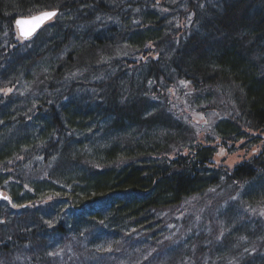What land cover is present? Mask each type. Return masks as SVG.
<instances>
[{"label": "trees", "instance_id": "1", "mask_svg": "<svg viewBox=\"0 0 264 264\" xmlns=\"http://www.w3.org/2000/svg\"><path fill=\"white\" fill-rule=\"evenodd\" d=\"M242 140L264 144V0H0V264H264V147L215 157Z\"/></svg>", "mask_w": 264, "mask_h": 264}, {"label": "rangeland", "instance_id": "2", "mask_svg": "<svg viewBox=\"0 0 264 264\" xmlns=\"http://www.w3.org/2000/svg\"><path fill=\"white\" fill-rule=\"evenodd\" d=\"M154 54H155V56H157L156 53H154ZM148 55H150V54H148ZM186 111L188 112V110H186ZM191 115H193L195 117L193 120L197 121L196 125L198 127H197V129L195 128V130H197V136L198 137L200 136V139L204 138L205 136H204L203 131H206L204 129H206L207 126L203 125V123L208 120L209 116H207L206 112H204V113L201 112V113H199L197 115L196 114H191ZM192 131H193V129H192ZM242 142H244V141L242 140V141L236 143L235 145H231V147L230 146L221 147L220 150L218 151V153L215 156L217 164H222L223 163V164H226L228 167L232 168L235 164L241 162L242 160L252 157L253 154L260 153L263 150V147H264L263 146L264 144L259 143V144L255 145V146H253V148L247 149L246 146L242 145ZM186 206H187V204H186ZM16 208H17V213L19 215L24 213V210H22L20 206L16 205ZM191 210H194V209L190 208L189 209V213H190ZM161 215L168 216V212L167 211H165V212L162 211ZM167 225H168V228L170 227L175 232H177V228H174V225H172L171 223H169ZM171 231L172 230H170L169 233ZM172 235H173V233L169 235L168 240L170 239V237ZM143 239H144V237L142 235L136 233V234H134L133 237L132 236L126 237L123 240V242L124 243H128L130 245L131 244L134 245L133 249H134L135 253H137V252L140 251V247L139 246H141V243L143 242ZM180 243H181V238H180V240H169L167 244H161L160 248H162V249L159 250L157 255L158 256L159 255L162 256L166 260L167 258L164 257V253H165L164 249L166 250V248H167L169 250L170 248H174L175 244H180ZM82 244H83V246H85V245L87 246L86 242H83ZM76 258L78 260V264H87V257L82 258V260L80 258H78V257H76ZM111 259H112V264H118V261L116 259H114V256ZM7 260H9V259H7ZM114 260H116V261H114ZM2 262L5 263V260L2 261ZM13 262L16 263V264H17V262L22 264L21 263L22 261H19V259H17V256L14 259L8 261V263H12V264H13ZM124 262H125V258H124Z\"/></svg>", "mask_w": 264, "mask_h": 264}, {"label": "snow or ice", "instance_id": "3", "mask_svg": "<svg viewBox=\"0 0 264 264\" xmlns=\"http://www.w3.org/2000/svg\"><path fill=\"white\" fill-rule=\"evenodd\" d=\"M57 14H58L57 11L53 10V11H43L40 12L38 15L34 16L32 18V27L30 30L23 33L24 37L25 38L30 37L37 30V28H39L44 23V21L49 20L52 17H55ZM8 91H11V89H8ZM3 199H9V198L4 196Z\"/></svg>", "mask_w": 264, "mask_h": 264}, {"label": "water", "instance_id": "4", "mask_svg": "<svg viewBox=\"0 0 264 264\" xmlns=\"http://www.w3.org/2000/svg\"><path fill=\"white\" fill-rule=\"evenodd\" d=\"M54 9H49V10H44V11H53ZM57 11V10H56ZM40 12H43V11H40ZM39 12V13H40ZM57 13H58V11H57ZM36 15H38V14H35V15H32V16H21V17H18L17 19H16V21H15V24H16V26L18 27V32H19V34L20 35H22L23 37H24V35H23V33L24 32H27L28 30H30L31 29V27H32V18L34 17V16H36ZM53 18V17H52ZM51 18V19H52ZM48 21H50V19L49 20H46V21H44V23L39 27V28H37V30L31 35V36H33V35H35V33H37L38 31H39V29H41L45 24H46V22H48ZM25 38V37H24ZM29 38V37H28ZM25 39H27V38H25ZM1 194V193H0ZM0 197H2V195H0Z\"/></svg>", "mask_w": 264, "mask_h": 264}, {"label": "bare ground", "instance_id": "5", "mask_svg": "<svg viewBox=\"0 0 264 264\" xmlns=\"http://www.w3.org/2000/svg\"><path fill=\"white\" fill-rule=\"evenodd\" d=\"M35 14H39V11L37 13H35Z\"/></svg>", "mask_w": 264, "mask_h": 264}]
</instances>
